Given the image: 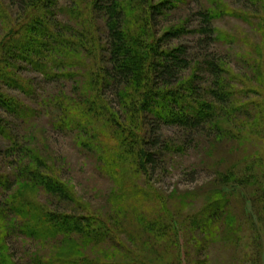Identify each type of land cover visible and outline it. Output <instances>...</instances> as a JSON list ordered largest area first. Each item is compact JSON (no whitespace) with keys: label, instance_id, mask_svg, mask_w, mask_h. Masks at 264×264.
<instances>
[{"label":"rangeland","instance_id":"1","mask_svg":"<svg viewBox=\"0 0 264 264\" xmlns=\"http://www.w3.org/2000/svg\"><path fill=\"white\" fill-rule=\"evenodd\" d=\"M119 5L124 31L137 37L142 51L147 52V45L187 48L183 57L189 63L180 68L179 81L172 86L159 83L158 88L176 89L185 98L210 101L215 108L211 120L197 125L159 124L155 161L148 171L134 173V186L160 197L155 198L154 206L149 196L138 199L149 208L141 211L152 214L159 209L161 213L160 203H168L165 222L169 235L160 238L146 230L134 212H121L116 203L125 177L122 172L113 173L112 167L120 161L110 157L109 145L116 135L112 131L132 123L135 133L141 134L147 126L143 112L149 89L139 91L135 81L123 86L119 95L115 86H104L101 60L111 15L98 9L97 0H0V52L5 46L8 49L10 39L20 36L24 24L40 14V7L44 12L51 9L45 15L51 29L65 39L57 43L56 52H45L41 71L23 58L14 60L17 67L12 73L25 90L0 82L1 89L29 111V117L18 118L0 108L22 148L13 156L0 153V173L13 182V188L0 195L8 234L5 247L3 240L0 243V264H52L50 257L61 251L66 237L40 240L20 231L25 218L13 215L10 209L21 192L52 213L97 214L107 220L113 232L109 239L91 242L74 233L71 243L63 242L77 251V259L131 264L141 259L143 264H264V0H119ZM207 12L213 14L210 24L216 39L208 40L201 32ZM174 30L183 31L166 36ZM28 53L33 55L26 50ZM212 61L219 66L221 81L217 85L223 88L217 92L224 102L214 93H205V88L215 91L218 87L216 71L207 63ZM59 74L71 75L48 77ZM190 84H197L202 96L191 98L187 92ZM223 94L229 95L228 100ZM61 98L76 102V111L83 108L87 115L96 109L100 121L86 128H58L56 111ZM96 100L105 108H94ZM107 111L116 122H110ZM107 129L112 130L110 135ZM8 144L0 135V146ZM25 166L34 169L37 178L48 175L61 182L76 203L60 199L45 182L26 176L30 169ZM127 192L133 194L131 189ZM222 196L228 199L224 214L211 229L197 227L192 218L202 220L204 209ZM199 224L203 226V220ZM234 227L237 231L232 232ZM197 243L203 244L202 249H197Z\"/></svg>","mask_w":264,"mask_h":264},{"label":"trees","instance_id":"2","mask_svg":"<svg viewBox=\"0 0 264 264\" xmlns=\"http://www.w3.org/2000/svg\"><path fill=\"white\" fill-rule=\"evenodd\" d=\"M12 1L23 3V0ZM167 3L168 2L164 4L165 7H168L170 4ZM97 4L98 9L103 10L107 15H111V18L109 19L107 46L105 48L103 46V54L105 55L101 60L103 64V75L101 78L103 79L104 86H115L117 88V94L119 93V95L123 86L130 85V83L135 81H137L139 84V91H143L145 88H147V90L149 89V94H145L147 106L144 108L143 112L144 122L147 126L141 131V134L135 133L132 123H130L131 127L120 129L119 131H112L110 129L106 130L109 135L111 134L110 131L116 133L113 144L109 145V147L111 146L110 157L114 156V158H119L120 162L115 163V167H112L113 173L116 174L119 172L120 174L122 172L123 176L125 177L121 178V191L116 193V203L118 205L119 211L128 213L129 210H131V212H134L135 217L141 223V225L146 228V230L151 231L156 236L161 238L164 235H169L167 231L168 227L165 222V220H167V211L169 210L168 203H160V206L162 205L161 213L160 211L158 212L159 209L156 213L152 214L141 211V208H146V201L143 202L141 200L138 202V199H146L149 196V199H152V205L154 206V200L159 196L156 193H150V195L146 194L142 189L134 186V173L139 170H144L145 172L148 171L149 165L155 161L156 156L158 155L157 146H159L158 143H160L158 141L159 134H157L159 124L166 122L189 124L193 122L194 125H197L203 121L211 120L214 117L215 108L210 101H199L197 103V100H190V98H188L189 96L185 98V96H183V94H181L176 89L160 90L158 88L159 83H162L165 86H172L177 81H179L180 77L178 74L180 68H183L189 63L187 61V57H183V55L186 53L185 51H187L185 46H180L178 48L168 47V49H164L158 46L154 48L153 46L147 45L145 47L147 52L142 51V48L139 46V42H137V37L134 35H129L127 31H124V15L122 8L119 5V0H97ZM42 10L43 8L40 7V14H38L36 18H33L32 22L30 20L26 23L27 25L24 24V29L21 31L20 36L12 38V40L10 39V44L12 42L13 44L10 45L8 43V49H5V46L2 52H0L1 84L8 83L19 89L25 90L27 87L23 85L21 80L18 79L15 74L12 73L15 67H17V64L14 62V60L16 61L19 60L18 58H23L24 60L28 61L27 63L41 71L44 69V63H42L40 59H44L43 56H45V52H56L59 42L62 40L61 43H64L65 39L60 38V34L54 32L51 29V24L49 23L50 21H48L45 16L47 14H51V9L47 8V12ZM203 14V20L205 24L206 22L207 24L202 27L201 32L207 34L208 40L214 39V28L210 24L213 14L209 12ZM55 24L58 26L57 23ZM45 29L47 33L43 32ZM182 31L183 30L169 31L167 32L166 36H176ZM42 34H44L43 39L40 38L42 37ZM198 41L201 42L204 40L199 38ZM142 44L143 43H141V45ZM26 50H28V52L32 53L33 55L31 56L29 53L25 54ZM60 50H62L61 46ZM207 63L209 65V69H211L212 72L216 71L214 76L215 79H217L215 80V85L216 87L218 86V90L216 89L214 91L211 89L209 91L208 88H205V93L206 95L208 93H214L218 101L224 102V97H220L219 93L217 92L221 91L223 88L219 84L217 85V83H220L221 81L217 75L219 72V66L214 61ZM12 68L13 70H10ZM70 75L71 74H59V76L48 75V77L55 76L60 78H68ZM145 84H148L149 86L146 87ZM194 85L190 84L188 86L189 89L187 92L188 94L191 93V98H199L202 96V94L197 92V90H199L197 84L195 86ZM223 95L226 96V99L228 100L227 96L229 95ZM194 102H196V105ZM183 105H186L187 107H184ZM57 107L58 110L56 112L59 115L57 119L58 128H86L87 125H91L93 121H100L99 118L96 117V115L98 116L96 109H94L91 113L89 112L88 115L83 108L82 110L78 109L76 111V102H73L68 98H64V100L61 98V101ZM98 107L102 109L105 108L101 101L96 100L94 103V108ZM0 108L4 112L14 117H29L27 116L29 115L28 109L26 110L27 106H25L24 103H22L17 98L10 96L7 92L3 91L1 87ZM107 114L110 117V122L113 123L117 121L113 117L112 112L107 111ZM0 135H3L4 138L9 141L8 145L4 147L0 146V153L3 154V156H13V153L22 152L21 145H18L20 140H18L15 136V132H13L10 122L7 121L2 115H0ZM101 135H103V132ZM122 147L124 150L120 149ZM167 147L171 149L169 146ZM20 148L21 150H19ZM128 159L130 160V163L125 161ZM131 163L133 164L132 167L135 168V172L131 168ZM25 168L30 169V167L27 166H25ZM26 176L35 181V178L38 177V174L34 169H30L28 170ZM37 179L49 185L51 194H57L60 199H64L66 202L73 201V203H76V201H74L75 197H73L68 192V190H66L67 187L61 182L54 180V178L48 175H45L44 178L39 177ZM10 181L11 180L8 176L0 173V195L2 192H7L13 188V182ZM127 189H131L133 194H131V192H127ZM127 194L129 198H127ZM129 194H131V196ZM28 199L27 196H24V193H19L12 202L13 206H11L10 209V213L13 215L21 214L25 218L24 222H20V224H22L20 226V231H22L27 236L29 235L32 238L40 240H48L56 239L63 235L64 237L66 236L65 240L71 243L70 237L74 233L76 235H83L86 240H90L91 242L94 240L99 241V239H109L110 236L113 235L111 226L108 224L107 220L100 215L86 213L85 215L80 216L77 215V212L76 215L67 214L66 212L52 213ZM149 199H147V201ZM221 199L222 200H216L210 203L207 208L204 209L201 215V218L204 222V225L202 224L203 226L199 224L202 221L199 216L192 218V221H194L195 224H198L197 227L202 228L206 226L211 229L215 221L224 214L223 211L227 205L228 199L224 196H222ZM79 205L82 206L81 204ZM152 205H150L151 208L153 207ZM0 206V210L1 208L2 210H5V205L1 204ZM2 210L0 212V243L3 240V245L5 247V239L8 235L7 227L5 226V219L7 218ZM21 210L24 211V213H22ZM234 231H237L235 227L232 228V232ZM65 240H63V242H65ZM63 242L60 244L61 251L57 252V254H53V258L50 257V259H54L52 264H68L70 262H72V264H131L125 261L98 262L87 259H77L75 257L77 256V251L72 246L70 249H68L70 246L67 247V245ZM202 246L203 244L201 243L196 244V247L199 250L202 249ZM142 261L143 259H141V262L136 264H143Z\"/></svg>","mask_w":264,"mask_h":264}]
</instances>
